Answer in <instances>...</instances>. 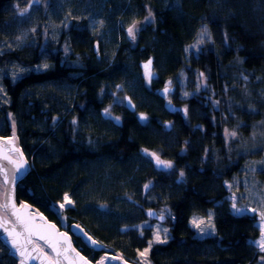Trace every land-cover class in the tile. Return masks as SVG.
<instances>
[{"label":"trees","instance_id":"16d2710c","mask_svg":"<svg viewBox=\"0 0 264 264\" xmlns=\"http://www.w3.org/2000/svg\"><path fill=\"white\" fill-rule=\"evenodd\" d=\"M163 1L130 0L140 10L148 4L154 28L133 35V41L113 43L112 59L105 57L109 64H93L95 52L89 47L94 39L83 22L63 32L62 42L72 50L69 64L56 58L47 71L31 70L12 79L8 65L34 66L38 48L0 52L6 92L0 102V137L14 134L29 164L15 185V201L66 230L91 262L109 250L139 264L138 253L148 246L151 230L133 225L149 219L153 210L163 216L169 238L151 246L147 264H264V251L252 244L260 233L256 216L235 215L223 187L224 180L243 177L253 164L264 187V0H178L174 8ZM9 2L0 0V37ZM201 25L212 38L197 55L185 58L184 49ZM78 35L88 41L77 40ZM152 35L158 39L154 44ZM149 58L152 68L155 60H165L159 82L168 77L175 88L172 98L179 101L176 107L184 110L174 116L170 130L162 123L169 118L167 111L142 82L139 93H129L135 102L143 97L146 106L139 104L137 110L145 121L126 109L117 112L119 124L111 127L87 117L97 97L104 99L114 82H123L127 63L137 70V62ZM181 69L203 74L200 90L187 98L180 96L174 81ZM54 82L72 87L65 96L39 94L41 83ZM150 151L171 162L176 175L167 174L169 168L156 170L147 159ZM105 160L110 167L103 166ZM151 187L157 197L147 202L145 191ZM65 195L72 204L59 212L56 206ZM207 210L214 214L215 233L199 237L190 218ZM72 224L103 247L97 248ZM0 264H15L3 245Z\"/></svg>","mask_w":264,"mask_h":264},{"label":"rangeland","instance_id":"374dc122","mask_svg":"<svg viewBox=\"0 0 264 264\" xmlns=\"http://www.w3.org/2000/svg\"><path fill=\"white\" fill-rule=\"evenodd\" d=\"M176 1L178 0H173L168 3V0H165L163 4L164 6L170 5L171 8H174V6H176ZM23 9H27V11L22 13ZM6 11L8 17L1 31L0 52L13 51L21 48H27L30 52H33V49L37 47L39 51L38 54H40L37 62L32 67L27 68L21 66L19 63L8 65V73H10L12 79L20 78L31 70L47 71L54 66L56 58L59 59L60 64L61 62L64 65L69 64L66 63V61L70 57L72 50L68 43L62 42L63 32H68V30L74 26H80L82 22L84 23L86 32L94 39L93 44L91 43V47H89L90 50L93 49L94 43L99 44L93 56V64L95 66L109 64L106 63L105 57H110L112 59L113 56H110L109 52L113 50V47H111L113 43L116 41L120 43L123 39L127 40V38L131 39L133 35H137L138 33H151L155 24V16L149 9L148 4H145L144 8L140 10L138 7H135L130 0H10ZM129 28L133 29L132 36L128 33ZM150 37L152 39L150 42L151 44L158 41L155 36L152 35ZM77 38V40L80 39L81 41H85L86 39V41H88V37L82 38V35H78ZM211 38L212 34L208 28L205 25H201L194 37L195 40L184 49L185 58L197 55L196 53L202 49L204 42ZM131 41L133 40L131 39ZM134 44H132V46ZM154 64L152 71H154L157 77H160L162 74L161 71L165 70V60H155ZM156 64H158V66ZM127 65L129 68L124 69L121 73V77L124 78L123 82H114L112 88L115 87L116 90L120 89L123 93L126 91H130L131 94H135V92L139 93V88L137 87L142 80H144L142 71L141 69L135 70L136 68L134 69L131 62L127 63ZM73 66L75 65L73 64ZM2 75L3 70L0 68V102L6 100ZM176 79L180 89V96L187 98L200 90L201 82H203V74L195 71L188 73L181 69L174 77V81H176ZM167 81L168 77L164 78L162 84L172 86ZM39 87V94L44 97L47 96L52 98L62 92L63 94L60 95H64L67 90H70L72 85L70 83H64L63 86L57 87L54 82L53 84H42ZM56 89L59 93H56ZM137 96L139 97V94ZM142 98L139 100L137 99V107H139V104L141 106H146ZM108 99L110 100L109 106L112 108L118 107V103L121 106L124 104L123 98L121 95H118V92L115 97L109 96ZM154 108H157V106H154ZM87 117L93 118L92 116ZM100 123L105 126L107 125V127L112 126L110 122L102 121L101 119ZM0 146L19 163L24 174L29 164L19 149L14 134L7 138L0 137ZM159 154V151H150L147 159L152 161L159 158V160L169 163L170 166L166 173L176 175L177 172L173 164L166 159H161ZM110 164V161L105 160L103 166L110 167ZM254 169H256V165L254 164L251 167L247 166L245 173H243V177L234 178L232 181L224 180L223 187L228 191L226 200L228 201L231 211L235 215L248 214L256 216V225L260 233L259 237L252 241V244L259 251H264V187L257 180ZM10 173L11 169L8 166L0 164V217L8 220L9 223L7 227L12 229L15 228V226L2 208L4 193L3 177ZM152 191L153 187L147 188L145 191L147 202H152L154 198L157 197V195H153L155 193ZM68 199L70 203L63 199L62 203L57 204V211L61 212L65 206L72 204L71 198L68 197ZM13 204L17 206L22 219L32 229L34 233L31 236L33 242L40 251L42 250L41 252L43 255L47 254L46 257L52 264H85V262H87V264H135L126 261L120 254L112 253L109 250H106L107 252L102 254L96 262H91L75 248L71 236L66 230H61L56 225L49 222L42 214L28 204L17 203L14 198V193ZM62 204L64 207H61ZM194 220L199 223V227L193 223ZM201 221H203V223H200ZM190 226L199 237L214 235L215 225L213 212L207 210L205 213L193 214L190 218ZM70 227H75L83 237L94 242V240L78 225L72 224ZM133 227L138 230L143 228H149L151 230V240L148 246L138 253V263L147 264V253L151 246L168 240V228L164 226L162 222L150 220V218L136 222ZM41 235L44 236L47 241L54 244L62 254L57 255L46 240L39 238ZM157 235L159 236V240L156 239ZM12 239L13 237H0V245L5 246L6 250L10 252L14 263L21 264L23 260V264H35L30 259L27 250L25 251V256L21 257L20 252L13 248ZM95 244L97 248L103 247V245L97 242ZM19 246L22 245L18 239V247ZM65 250L67 251L65 252Z\"/></svg>","mask_w":264,"mask_h":264},{"label":"water","instance_id":"95a60500","mask_svg":"<svg viewBox=\"0 0 264 264\" xmlns=\"http://www.w3.org/2000/svg\"><path fill=\"white\" fill-rule=\"evenodd\" d=\"M94 47L97 48V45H94ZM149 61H151V64H150L149 68L146 70L145 65L148 64ZM139 66H140L141 70L143 71L144 75L148 76L152 71L153 58H149L147 60L140 62ZM124 106H125L126 110L131 112V113H133L135 111V105L128 96L124 98ZM164 108L169 114H173L174 112H184L183 109L176 107L174 104H171V103L165 104ZM142 117H143V119H142ZM137 119L139 122H143V121H145L146 117L143 114H139L137 116ZM164 127L166 130H170L171 122L166 121L164 123ZM162 162H164V161H162ZM0 164H5L6 166H8L11 169V173L9 175H6L3 177L4 193H3V198H2V208L5 211V213L8 215V217L10 218V220L12 221V223L14 224V226L18 230V232L22 233V235L18 237L21 245L23 246L24 249H26L28 251V253L30 255V259L35 264H52V262L47 257H45V255H43L42 252L37 248V246L33 242L32 238H31L32 243H30V244L27 243L26 237L28 236V233L24 231V228L20 225L16 216L12 215V213L14 211L19 214V210L16 211V209H15V207L17 208V206H15L14 208L12 206L13 205V193H14L15 185L21 179L23 172H22V168L19 165V163L14 158H12L7 153V151L4 150V148L2 146H0ZM152 164L156 170H160V171H165L169 168V166H167V164L165 162L158 164L157 160H153ZM5 180H7V183H5ZM5 204H8L7 209H5L3 207ZM19 216L21 217L20 214H19ZM148 216L150 218H152L153 220H156L158 222L163 221V216L157 214L153 210L148 211ZM21 219H22V217H21ZM74 229L77 231V229L75 227H74ZM0 237H11V236L8 235V232H5L3 229H0ZM34 249H36V250H34Z\"/></svg>","mask_w":264,"mask_h":264},{"label":"flooded vegetation","instance_id":"af4514ba","mask_svg":"<svg viewBox=\"0 0 264 264\" xmlns=\"http://www.w3.org/2000/svg\"><path fill=\"white\" fill-rule=\"evenodd\" d=\"M94 44H97V43H94ZM97 49H98V46H97V48H95L93 46L94 52H96ZM72 67H73V65H72ZM152 70H153V68H152ZM142 75L144 77V80H142V83L147 88V91L152 93L154 96H156L159 103H162V106H165V104H168V103L174 104L175 106L178 105L177 103L179 101L172 98V96L174 94V90H175L174 87H170V86L161 84L162 82H159V79H158L157 75H155L154 71H151V73L148 76H145L143 71H142ZM117 92H118V95H121V97L123 98V101H124V98L128 96L131 99V101L134 103L135 111L133 112V114H135L136 116L141 114L137 111L136 102L132 98L131 94L129 93L130 91H126L123 93V92H121L120 89L116 90L115 87H113V88H109L108 94L104 99L102 97L101 98L97 97L96 104L92 103V106H94L93 110L88 111L86 115H91L93 117L92 121L94 123L100 122V119H101L102 121H107V122H110L111 124H115V125L119 124L120 119L119 120L116 119L117 117L119 118V116L117 115V112H119L122 109H126V108H125L124 104H123V106H121L119 103H118V107L112 108L111 106H109L110 100L108 99L109 96L115 97ZM177 99L179 100V98H177ZM99 106H100V109H98ZM179 106L182 108H185V106H183V105H179ZM103 108H105V110H103ZM68 109H69V111H72L71 107H68ZM185 112H186V110H185ZM177 113L181 114V112H174L173 114H169L167 112L169 118L167 119L165 116L163 118L162 123H165L167 120L172 123L174 120V116ZM182 113H184V112H182Z\"/></svg>","mask_w":264,"mask_h":264},{"label":"snow or ice","instance_id":"6c2138e0","mask_svg":"<svg viewBox=\"0 0 264 264\" xmlns=\"http://www.w3.org/2000/svg\"><path fill=\"white\" fill-rule=\"evenodd\" d=\"M26 11H27V9H23V10H22V13H23V12H26ZM128 33H129L130 36H132V35H133V29H132V28H129V29H128ZM150 64H151V61H149L148 64L145 65V69H146V70L149 68ZM45 67H46V65H45ZM146 74H147V73H146ZM116 119L119 120L118 117H117ZM142 119H143V117H142ZM157 163H158V164H161V163H164V162L160 161L159 158H157ZM167 166H170V165H167ZM181 175H183V174H181ZM5 183H7V180H5ZM146 187H147V185H146ZM64 199H65L66 202H69V203H70V201H69L67 195H65ZM12 206H13V208L15 207L14 204H13ZM3 207H4L5 209H7L8 204H5ZM61 207H64V205L62 204ZM12 215H13V216H16V218H17V220L19 221L20 225L24 228V231L28 233V236L26 237V239H27V243H29V244L32 243L31 236L34 234L33 231H32V229L28 226V224H27L23 219H21V217L19 216V214H18L17 212L14 211V212L12 213ZM8 223H9L8 220L4 219L3 217H0V229H3L5 232H8V235L11 236V237H13V239H12V246H13V248H15L17 251L20 252L21 257H24V256H25V251H26V249H24L23 246H19V247H18V237L21 236L22 233L18 232V231L16 230V228L9 229V228L7 227ZM193 223H194L197 227L200 226L199 223H197L195 220L193 221ZM200 223H203V221H201ZM165 231H167V230H165ZM39 238L42 239V240H46V238H45L44 236H42V235H41ZM156 239L159 240V236H158V235H157ZM46 242L49 243L50 247H52L53 251L56 252L57 255H61V254H62V253L56 248V246H55L54 244H52L50 241H47V240H46ZM93 243H95V242H93ZM34 250H36V249H34ZM41 251H42V250H41ZM66 251H67V250H65V252H66ZM44 255H45V257H46L47 254H44ZM66 258H67V257H66ZM81 259H83V258H81ZM21 264H23V260L21 261ZM85 264H87V262H85Z\"/></svg>","mask_w":264,"mask_h":264},{"label":"bare ground","instance_id":"6f19581e","mask_svg":"<svg viewBox=\"0 0 264 264\" xmlns=\"http://www.w3.org/2000/svg\"><path fill=\"white\" fill-rule=\"evenodd\" d=\"M142 61H144V60H139V62H137V70H140V66H139V64H140V62H142ZM59 66V65H58ZM61 67V66H60ZM44 85L45 83H41V85ZM103 110H105V108H103ZM168 121V120H167ZM15 209H16V211H18V208H16L15 207Z\"/></svg>","mask_w":264,"mask_h":264}]
</instances>
